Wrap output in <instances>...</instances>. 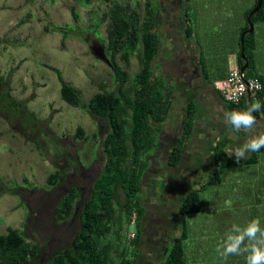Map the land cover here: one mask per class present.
I'll return each mask as SVG.
<instances>
[{
	"label": "rangeland",
	"instance_id": "obj_1",
	"mask_svg": "<svg viewBox=\"0 0 264 264\" xmlns=\"http://www.w3.org/2000/svg\"><path fill=\"white\" fill-rule=\"evenodd\" d=\"M112 2L135 8L141 16L146 10V0ZM152 3L155 8L159 5L162 13L160 66L156 71L175 80L178 86L177 107L164 126L161 141L167 146L181 133L186 102L192 96L200 101V113L195 143L177 168L167 165V150L157 151L158 147L148 154L150 166L142 181L146 211L141 226L140 264H159L164 258L179 232L182 197L205 181L213 168V146L221 142L231 152L264 132L261 116L253 129L235 132L225 121L227 111L214 85H204L194 74L197 45L184 34L183 0ZM251 4V0H190L186 7L191 14L190 24L198 40H204L206 50L207 44L214 49L227 45L235 35L236 20L240 18L244 23L243 11ZM72 6L80 12L81 21L62 44V33L48 31L46 26L51 29L54 24L73 23ZM110 6L111 2L104 0H91L89 5L82 0H0V94L11 87L12 96L25 100L40 124L39 129L27 125L24 131L15 127L25 117L13 114L8 104L0 102V233L10 227L23 231L27 240L39 247L38 264H45L54 251L68 245L77 235L80 207L90 196L104 164V136L95 135L100 120L62 98L61 82L49 65L60 68L65 79L81 90L85 101L102 89H116L110 63L94 50L95 46L107 45L97 37L94 27ZM22 18L27 22L20 24ZM108 22L107 19L98 28L106 43ZM255 32L257 62L264 68V22L255 25ZM116 59L131 75L125 86L129 92L132 77L141 68L139 58L135 53L128 62L120 54ZM0 98L8 99L3 94ZM78 127L83 128L84 137L78 134ZM56 170H60L62 179L52 185L47 178ZM191 172L196 174L191 176ZM72 185L78 186L80 196L74 213L61 218L58 203ZM228 196L231 194L224 185L210 186L201 192V211L187 215L191 236L185 241L186 264H202L213 223L231 221L227 217L222 220L223 215L217 212L218 207L231 204L225 200ZM125 198L121 188L115 190L114 228L101 239L108 247V264H118L124 252L130 254L132 233L138 232L135 224L126 221L122 209ZM232 217L234 223L245 222L244 214L235 221Z\"/></svg>",
	"mask_w": 264,
	"mask_h": 264
},
{
	"label": "trees",
	"instance_id": "obj_2",
	"mask_svg": "<svg viewBox=\"0 0 264 264\" xmlns=\"http://www.w3.org/2000/svg\"><path fill=\"white\" fill-rule=\"evenodd\" d=\"M111 2V6L105 15L101 16L94 27L97 37L102 40L106 47L105 52L109 56V63L113 70L114 79L117 82L116 89H102L94 93L88 101L81 95V90L67 81L60 68L49 65L55 71L61 82V96L69 104L82 108L94 118L100 120L95 135H103V170L93 183L90 196L86 198L80 207L81 226L77 235L66 246L54 251L45 264H108V247L101 239L108 237L114 228L115 213V190L121 188L126 194L122 204L126 221L132 223L133 215L136 214L135 225L138 232L131 240L132 251L130 254H122L118 264H140V240L141 226L146 208L142 199V181L150 166L148 154L167 150V165L177 168L182 162L184 153L189 147L197 127L200 101L192 96L186 102V112L181 133L174 137L169 145H165L160 135L166 122L172 117L177 107L176 95L177 84L173 83L166 75L157 73L160 66L158 57L161 49V7H154L152 0H146V10L143 16L134 8ZM190 0H183L181 10L182 21L185 24L184 34L193 38L199 48L200 65L207 72V62L203 52L205 47L198 40L193 25L190 24L191 14L186 4ZM257 0L243 11L244 23L239 28L236 37L237 61L240 68L244 65L242 48L249 62L245 70V76H258L263 83L260 90L251 92L242 101L235 105L226 102L222 97L224 106L228 111L241 110L252 102L264 103V68L259 67L255 50L258 45L256 32L246 34L244 45L241 43L242 33L249 28L248 16ZM89 5L91 0H82ZM71 14L73 23L66 25L54 24L48 31L62 33V44L67 37L75 32L81 21V15L75 6H72ZM109 20L107 25L108 42L101 38L98 28ZM22 18L20 24L26 23ZM254 25L264 22V3L261 9L253 16ZM137 54L141 68L133 75L132 87L127 92L126 84L130 82L131 75L117 61V55L129 61L130 56ZM227 72L217 74L213 78L208 77L214 83L215 80L224 78ZM206 76V75H205ZM11 87L1 94L7 96V100L0 98L2 104H8L13 114L24 116L23 122L15 125L24 131L25 126H34L39 129V118L27 108L25 100H17L10 93ZM0 94V95H1ZM199 102V104H198ZM256 117H264V109L255 113ZM18 116V115H17ZM12 124L13 120H11ZM78 134L84 137V130L78 127ZM238 133H245L241 130ZM28 134V133H27ZM37 140L38 138H34ZM34 140V141H35ZM40 145V143L38 144ZM211 160L213 168L205 181L199 186L189 189L180 202L179 232L169 244L168 250L159 264H186L185 241L190 238L187 215L201 211V192L210 186L226 187L231 194L225 200L231 201L228 205L220 206L217 212L231 219L214 222L208 235L209 245L206 242L202 264H224L215 249L224 240L225 233L241 214L245 215V224L253 218H260L264 225V148L259 152H249L246 159L240 162L235 160L234 155L228 156L229 149L223 143H217L212 148ZM232 175V177H231ZM48 182L57 185L62 179L60 170L51 172ZM79 188L72 185L69 191L58 203L61 218L71 216L75 211V202L79 198ZM222 204V202H221ZM123 227V224H121ZM213 234V235H212ZM212 235V237H211ZM212 243V244H211ZM208 245V246H207ZM38 245L31 243L24 236L23 231L10 227L7 232L0 233V264H38ZM227 264H245L244 257H229Z\"/></svg>",
	"mask_w": 264,
	"mask_h": 264
},
{
	"label": "clouds",
	"instance_id": "obj_3",
	"mask_svg": "<svg viewBox=\"0 0 264 264\" xmlns=\"http://www.w3.org/2000/svg\"><path fill=\"white\" fill-rule=\"evenodd\" d=\"M241 95L243 93H240ZM233 103H239V96H228ZM264 109V103L252 102L241 110L224 113L225 121L231 125L235 132L251 130L257 123L255 113ZM264 148V132L248 139L243 146L237 147L228 156L234 155L240 162L246 159L249 152H259ZM218 256L227 264L229 257L242 256L245 264H264V225L260 218H253L245 224L233 223L225 233L224 240L215 249Z\"/></svg>",
	"mask_w": 264,
	"mask_h": 264
},
{
	"label": "crops",
	"instance_id": "obj_4",
	"mask_svg": "<svg viewBox=\"0 0 264 264\" xmlns=\"http://www.w3.org/2000/svg\"><path fill=\"white\" fill-rule=\"evenodd\" d=\"M251 2H253V0H251ZM242 25H243V22H242V20L240 18L238 20H236V23H235V35L228 41L226 46L214 49L211 46L208 47V44L206 45L207 49L203 52V55H204L203 57H204V59L207 62V64H206L207 72H205L201 68L200 61H199V59H200L199 54L200 53H199V48L197 47L196 56H195L196 57V61L194 63V65H195L194 66V68H195L194 74L196 75V77L204 85L213 86L214 83H213V81L211 79H209L210 77L213 78V76H215L217 74H220V73H224V71L229 73L230 65L238 64L237 52H236V50H237L236 37L238 35L239 28ZM202 43L204 44V40L203 39H202ZM207 74H208V77L210 75L209 78H207ZM171 81L173 83H175V80L171 79ZM176 92H177V90H176ZM176 92H175V95H176ZM221 100H222V98H221ZM222 104H223V107L225 108V110L228 112V110L224 106L223 101H222ZM197 129H198V120H197V127L195 129V132L197 131ZM195 132H194V135H195ZM194 135H193V138L191 139V141L189 142V147L186 150L187 153H188V151L190 149V145L195 143ZM196 152L199 153V151L197 149H196ZM191 173H192V174H190L191 176H194L196 174L195 172H191Z\"/></svg>",
	"mask_w": 264,
	"mask_h": 264
},
{
	"label": "built area",
	"instance_id": "obj_5",
	"mask_svg": "<svg viewBox=\"0 0 264 264\" xmlns=\"http://www.w3.org/2000/svg\"><path fill=\"white\" fill-rule=\"evenodd\" d=\"M263 87L262 80L258 76L246 77L242 75L238 64L230 65L229 73L226 77L214 81V88L221 97L228 103L239 104L242 99L251 92L260 90ZM240 93H243L242 95ZM238 95L239 103H233L228 96ZM136 214L133 215L132 223H135ZM135 237V233H132Z\"/></svg>",
	"mask_w": 264,
	"mask_h": 264
},
{
	"label": "water",
	"instance_id": "obj_6",
	"mask_svg": "<svg viewBox=\"0 0 264 264\" xmlns=\"http://www.w3.org/2000/svg\"><path fill=\"white\" fill-rule=\"evenodd\" d=\"M263 3H264V0H257L255 6L253 7L251 12L249 13V16H248L249 28L247 30H245L242 33V36H241V43L243 45H244V42H245L244 38H245L246 34L254 32L255 25H254V22H253V16H254V14L256 12H258L261 9ZM94 50H95L96 55H98L99 57L105 59L107 62H110L109 58H108V56H107V54L105 52V48L103 46H95ZM241 53H242V57L245 60L244 65L241 67L242 75L244 76L245 75V70L248 67L249 62H248V60L246 58V55H245V52H244V47L242 48V52Z\"/></svg>",
	"mask_w": 264,
	"mask_h": 264
}]
</instances>
